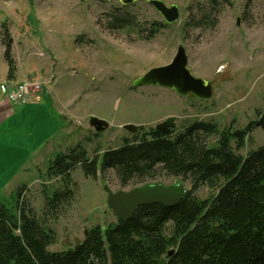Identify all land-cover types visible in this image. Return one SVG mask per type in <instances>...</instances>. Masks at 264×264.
<instances>
[{"label": "rangeland", "instance_id": "obj_1", "mask_svg": "<svg viewBox=\"0 0 264 264\" xmlns=\"http://www.w3.org/2000/svg\"><path fill=\"white\" fill-rule=\"evenodd\" d=\"M121 1L0 0V77L1 68L7 67L1 56L4 23L12 38L16 77L41 89L48 86L62 117L55 131L34 124L36 128L27 116L2 126L0 203L5 206L13 205L18 187L25 184L23 196L41 216L43 183L48 189L60 184V180L44 181L49 162L76 144L84 146L89 157H99L124 139H138L169 118H174L173 130L194 120L236 130L257 121L258 112L264 109V0H219L215 8L211 0H160L178 8L179 19L171 24L164 22L149 0L128 5ZM203 13L216 19L213 28L194 26ZM116 15H126L131 24L110 28ZM156 23L164 26L155 28ZM179 45L185 49L191 75L211 82L210 99L181 96L155 86H132L150 69L168 65ZM4 84L13 87L16 83L1 80L0 87ZM40 93L32 94L29 101ZM0 96L6 99L1 91ZM13 104L14 113L17 105H23ZM90 116L105 120L109 127L94 132L88 124ZM127 124L142 129L129 133L123 129ZM249 139L242 154L264 145V132L255 127ZM24 168L29 169L26 174ZM71 178L75 184L72 199L59 208L56 217L48 219L56 234L49 251L68 250L89 229L116 223L106 205L105 186L112 192L178 182L190 188L189 182L164 173L125 187L111 171L99 172L93 179L84 177L78 168ZM194 194L208 199L212 192L202 187Z\"/></svg>", "mask_w": 264, "mask_h": 264}, {"label": "trees", "instance_id": "obj_2", "mask_svg": "<svg viewBox=\"0 0 264 264\" xmlns=\"http://www.w3.org/2000/svg\"><path fill=\"white\" fill-rule=\"evenodd\" d=\"M218 1L211 0V7ZM216 23L203 13L194 26L213 28ZM130 24L126 15H116L108 26ZM162 26L156 23L155 28ZM2 27L6 77L12 81V38L4 23ZM257 116L246 129L221 130L202 120L179 130L154 128L99 157H89L81 144L68 147L45 171L44 181L60 184L48 189L43 183L41 216L25 200V184L18 187L11 207L0 203V264H264V145L241 153L253 128L264 132V109ZM78 168L93 179L111 171L122 187L164 173L189 182L190 190L176 206L139 207L128 221L95 226L74 247L49 251L56 234L48 219L72 199L71 177ZM202 187L212 192L208 199L194 194Z\"/></svg>", "mask_w": 264, "mask_h": 264}, {"label": "water", "instance_id": "obj_3", "mask_svg": "<svg viewBox=\"0 0 264 264\" xmlns=\"http://www.w3.org/2000/svg\"><path fill=\"white\" fill-rule=\"evenodd\" d=\"M83 1V0H81ZM137 0H122L123 5H128ZM148 3L157 11L164 22L171 24L179 19V11L176 6H166L160 0H149ZM134 88L143 86H155L174 90L181 96L192 95L198 100H208L212 96L211 82L196 78L188 69V60L185 49L179 45L172 61L165 66L152 68L142 77L132 83ZM174 118H169L155 127L158 131L174 127ZM89 126L94 132L105 131L109 125L105 120L90 116ZM123 129L129 133H135L142 129L141 126L127 124ZM107 194L106 205L113 212L116 219L121 221L130 220L136 210L142 206L160 204L167 207L176 206L182 201L190 188H186L182 182L171 185L144 184L132 188L129 191L112 192L107 186L104 187ZM172 254V251L168 253Z\"/></svg>", "mask_w": 264, "mask_h": 264}, {"label": "crops", "instance_id": "obj_4", "mask_svg": "<svg viewBox=\"0 0 264 264\" xmlns=\"http://www.w3.org/2000/svg\"><path fill=\"white\" fill-rule=\"evenodd\" d=\"M1 56L3 59V53L1 54ZM1 69H3V72L1 74L2 77H0V81L3 80L4 83H6L8 82V80L6 79L7 67H3ZM23 78L24 77H16L12 81L15 83H20ZM26 78L30 77H25V79ZM28 103L23 105H17V112L14 113L13 105L15 104L8 101L7 98L3 99L0 96V130L2 129L4 123L11 121L15 122L16 117H19L20 119L24 118L25 116H27L26 118H28V120L32 123L33 126H35L34 124H36L41 127L44 126L46 128H50L54 131L59 128V122L62 121V117L55 108L54 99L53 96L50 95L48 86H42L41 93L37 96V98L29 101ZM55 133L53 132L51 133V135H54ZM41 146L42 143L39 145V148ZM28 170L29 169L24 168V174H26Z\"/></svg>", "mask_w": 264, "mask_h": 264}, {"label": "built area", "instance_id": "obj_5", "mask_svg": "<svg viewBox=\"0 0 264 264\" xmlns=\"http://www.w3.org/2000/svg\"><path fill=\"white\" fill-rule=\"evenodd\" d=\"M41 90L40 85L28 83L26 81L16 83L13 87L4 84L0 87V91L6 95L11 103H26L31 99L32 94Z\"/></svg>", "mask_w": 264, "mask_h": 264}]
</instances>
